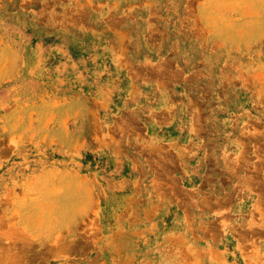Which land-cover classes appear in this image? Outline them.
Listing matches in <instances>:
<instances>
[{
	"label": "rangeland",
	"instance_id": "obj_1",
	"mask_svg": "<svg viewBox=\"0 0 264 264\" xmlns=\"http://www.w3.org/2000/svg\"><path fill=\"white\" fill-rule=\"evenodd\" d=\"M0 264H264V0H0Z\"/></svg>",
	"mask_w": 264,
	"mask_h": 264
}]
</instances>
